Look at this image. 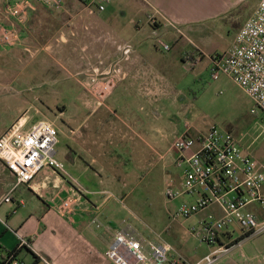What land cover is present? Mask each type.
Masks as SVG:
<instances>
[{
	"label": "rangeland",
	"instance_id": "1",
	"mask_svg": "<svg viewBox=\"0 0 264 264\" xmlns=\"http://www.w3.org/2000/svg\"><path fill=\"white\" fill-rule=\"evenodd\" d=\"M254 2L251 0L239 10L238 17L234 16L236 19L222 16L209 23L205 34L211 49L223 54L234 45L240 24L251 14ZM110 9L126 10V2L115 0ZM130 16L114 20L119 26H127L130 19L140 21L141 25L147 22L145 14ZM172 26L180 31L175 24ZM143 36L153 44L149 26ZM112 39H116L114 35L110 45L117 48ZM177 41L184 42L180 35ZM183 44L187 45L184 42L174 44L170 52L162 50L167 53L159 51L170 60L164 64L165 78L156 86L160 93L153 96L147 95L154 91L152 83L145 85L143 81L131 82L121 77L124 62L114 63L116 58L108 57L106 48H100L102 58L94 60V64L79 75L58 64H45L41 58L32 59L31 53L19 52L17 46H0V81L4 82L0 89L3 92L0 94V122L9 117L28 118L25 130L40 121L51 123L58 131L57 158L65 169L79 175L81 171L73 166L72 158L89 163L96 160L92 163L94 169L89 170L112 181L111 190L99 184V177L84 176L82 181L95 178L97 184L93 187L110 190L115 196L111 203L143 234L154 238L155 233H161L174 246L171 252L174 259L182 256L196 263L212 249L193 233L210 210L188 218L173 217L182 205L194 203L198 198L187 195L170 200L165 194L169 188L179 189L183 181V170L176 165L178 153L172 149L173 143L187 126L194 134L206 133L215 126L232 132L255 165L264 166V112L229 77L214 80L207 59L197 66L190 61L183 62ZM192 53L203 60V50L194 47ZM74 68L82 71L85 67L77 64ZM108 73L110 75L106 76ZM111 75L116 77L114 88L102 99L95 91L97 85L88 84L93 78L104 81ZM130 83H134V89L127 88ZM253 109L257 112L253 113ZM97 133L103 139L101 144L94 141ZM193 151L187 150L184 154L189 156ZM102 168L104 171H100ZM114 173L126 176L107 178L106 174ZM114 184H118V189ZM108 194L107 191L96 194L94 199L101 200ZM232 232L231 240L238 244L221 255L216 264H264V233L245 237L239 226H234Z\"/></svg>",
	"mask_w": 264,
	"mask_h": 264
},
{
	"label": "crops",
	"instance_id": "2",
	"mask_svg": "<svg viewBox=\"0 0 264 264\" xmlns=\"http://www.w3.org/2000/svg\"><path fill=\"white\" fill-rule=\"evenodd\" d=\"M17 1L20 0H0V25L18 29L21 38L17 45L19 52L27 51L31 53L29 56L32 59L41 58L45 64H58L80 75L87 71L90 64H94V60L102 58L99 49L106 48L107 56L116 58L114 63L121 65L124 62L121 77L131 82L143 81L145 85L152 83L154 91L150 95L146 94L153 96L160 93L156 86L165 78L164 64L170 60L159 53L162 49L156 44L158 36H162L171 45V50L174 44L185 42L187 45L181 47V59L186 63L194 58V47L203 50L204 58L201 60L200 57L196 64L207 59L210 66L209 56L218 52L210 48V41L206 38L209 23L222 16L238 17L239 10L251 0H124L126 10L110 9L114 0L103 12L94 7L89 8L84 0H63L61 9L49 8L38 0H28L34 8L25 25L19 24L8 13L9 3ZM254 1L252 12L240 24V29L255 13L261 0ZM144 14L147 17L144 25L130 19L127 26H119L114 20L119 16L131 15L133 18ZM174 24L180 31L172 26ZM148 26L154 38L152 45L143 36ZM112 35L116 38L112 41L117 44V48L109 43ZM178 35L184 42L176 43ZM126 48L130 49L127 54L124 51ZM77 64L85 68L82 71L76 70L74 65ZM133 85L130 83L127 88L134 89ZM3 87L4 82L0 81V89ZM19 118L28 123V118L24 117L2 120L0 137ZM94 141L101 144L103 139L97 133ZM72 161L81 174L70 169L62 173L45 167L30 184L18 183L16 176L0 161V247L4 251L13 252L18 249L21 238L31 240L32 249H24L19 253V259L24 264H33L35 256L40 258L37 264H114L105 257V252L126 218L111 203L112 197L109 195L101 200L94 199L96 194L102 195L106 191L111 193L109 186L112 181L103 179L98 172H90L96 160L89 163L72 158ZM100 171H104V168ZM106 175L107 178L126 176L116 173ZM84 176L99 177V184L110 190L95 189L93 185L97 184L96 179L85 180L84 183ZM114 187L118 189V184H114ZM6 196L9 199L2 201ZM75 196L79 198L75 215L70 218L61 216L59 205ZM209 210L217 215L221 213L218 206H212ZM94 219L101 223V228L94 224ZM170 257L171 261L175 258L171 254Z\"/></svg>",
	"mask_w": 264,
	"mask_h": 264
},
{
	"label": "built area",
	"instance_id": "3",
	"mask_svg": "<svg viewBox=\"0 0 264 264\" xmlns=\"http://www.w3.org/2000/svg\"><path fill=\"white\" fill-rule=\"evenodd\" d=\"M38 1L52 9H61L64 5L63 0ZM113 1L84 0V3L103 12ZM33 8L32 2L20 0L7 10L19 24L25 25ZM20 39L17 28L0 25V46L15 47ZM156 44L163 51L171 50V45L160 36L156 38ZM129 51L127 48L125 53ZM209 58V70L214 80L229 77L264 112V0L238 31L234 45L223 54H213ZM199 59H190V64L196 65ZM115 78L112 75L104 81L93 78L88 85H97V96L103 99L112 93ZM26 124L24 119L17 120L0 137V161L20 184H30L45 167L65 173L64 163L57 158L56 128L49 122L40 121L25 130ZM172 149L178 153L176 165L183 170V181L179 189L166 190L167 198L198 196L194 203L182 205L173 217L188 218L212 206H218L221 211L219 215L210 212L207 218L201 220L200 228L193 230L212 248L195 264H216L221 255L236 246L238 243L231 240L234 226H239L248 237L264 233V166L255 165L232 132L213 126L206 133L194 134L187 126L176 138ZM187 150L194 151L186 156L184 153ZM108 195L114 197L111 193ZM8 199L6 196L2 201ZM119 202L124 203L123 200ZM78 205V197L67 198L59 205L58 212L64 217H73ZM93 222L98 228L102 227L97 219ZM25 247L32 248V242L21 238L18 248ZM172 251V245L161 233L149 238L126 219L115 232L105 257L114 264H189L182 257L171 261ZM13 264L21 263L15 261Z\"/></svg>",
	"mask_w": 264,
	"mask_h": 264
},
{
	"label": "trees",
	"instance_id": "4",
	"mask_svg": "<svg viewBox=\"0 0 264 264\" xmlns=\"http://www.w3.org/2000/svg\"><path fill=\"white\" fill-rule=\"evenodd\" d=\"M9 4H14V2H10ZM249 235H246L245 237H248ZM235 244L238 243V241L234 242ZM31 250L32 248L25 247V248H18L17 250L13 252H7L4 251L0 247V264H13L15 261H19L21 264H24L20 259H19V253L21 250ZM40 261V258L35 256V262L33 264H37Z\"/></svg>",
	"mask_w": 264,
	"mask_h": 264
}]
</instances>
